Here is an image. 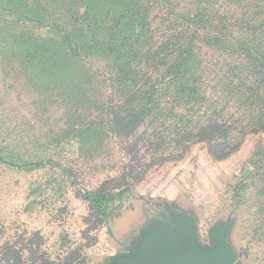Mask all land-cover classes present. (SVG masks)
Wrapping results in <instances>:
<instances>
[{"label":"rangeland","instance_id":"rangeland-1","mask_svg":"<svg viewBox=\"0 0 264 264\" xmlns=\"http://www.w3.org/2000/svg\"><path fill=\"white\" fill-rule=\"evenodd\" d=\"M27 1L0 0V264H108L166 213L194 217L204 243L231 218L237 259L264 264V131L246 129L235 151L214 157L197 136L196 106L167 93L145 110L109 86L108 39L69 60V71H42L17 35L59 37L51 18L62 5ZM192 6L165 2L156 28L175 32ZM199 44L213 88L233 56Z\"/></svg>","mask_w":264,"mask_h":264},{"label":"trees","instance_id":"trees-1","mask_svg":"<svg viewBox=\"0 0 264 264\" xmlns=\"http://www.w3.org/2000/svg\"><path fill=\"white\" fill-rule=\"evenodd\" d=\"M12 1L28 4L27 0ZM57 1L62 6L52 9L51 22L61 31L59 37L17 35L27 62L42 65L44 72L48 68L65 71L69 60L84 48L108 39L106 51L113 65L107 72L109 86L133 94L129 98L139 96L136 103L145 110L161 103L153 99L155 95L167 93H174L176 102L196 106L203 112L196 115L201 121L197 136L209 139L214 157L221 159L235 151L240 142L237 136L246 129L264 131V0H219V9L211 0H185L193 8L184 11L186 20L177 18L176 33L169 35L155 26L156 9L169 0ZM215 22H221V28H211ZM199 43L233 56L223 66L227 70L221 69V76H216L213 88L207 82L210 74ZM107 199L96 201V206ZM38 259L35 264H63Z\"/></svg>","mask_w":264,"mask_h":264},{"label":"water","instance_id":"water-1","mask_svg":"<svg viewBox=\"0 0 264 264\" xmlns=\"http://www.w3.org/2000/svg\"><path fill=\"white\" fill-rule=\"evenodd\" d=\"M231 218L209 232V241H200L194 217L172 213L167 222L154 221L125 253L108 264H243L229 242Z\"/></svg>","mask_w":264,"mask_h":264},{"label":"flooded vegetation","instance_id":"flooded-vegetation-1","mask_svg":"<svg viewBox=\"0 0 264 264\" xmlns=\"http://www.w3.org/2000/svg\"><path fill=\"white\" fill-rule=\"evenodd\" d=\"M170 218H171V215H169V213H166L165 215H163V221H165V222L169 221Z\"/></svg>","mask_w":264,"mask_h":264}]
</instances>
